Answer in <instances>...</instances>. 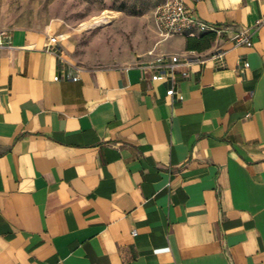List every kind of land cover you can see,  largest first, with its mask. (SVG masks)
<instances>
[{
    "label": "crops",
    "instance_id": "0c3cea01",
    "mask_svg": "<svg viewBox=\"0 0 264 264\" xmlns=\"http://www.w3.org/2000/svg\"><path fill=\"white\" fill-rule=\"evenodd\" d=\"M184 2L224 32L118 66L0 24V264H264V0ZM162 55L183 101L152 78Z\"/></svg>",
    "mask_w": 264,
    "mask_h": 264
},
{
    "label": "rangeland",
    "instance_id": "374dc122",
    "mask_svg": "<svg viewBox=\"0 0 264 264\" xmlns=\"http://www.w3.org/2000/svg\"><path fill=\"white\" fill-rule=\"evenodd\" d=\"M109 11L119 21L77 31ZM155 8L151 0H0V24L7 28L49 30L75 41L74 55L85 67L118 66L141 60L156 47Z\"/></svg>",
    "mask_w": 264,
    "mask_h": 264
},
{
    "label": "built area",
    "instance_id": "2783aa9c",
    "mask_svg": "<svg viewBox=\"0 0 264 264\" xmlns=\"http://www.w3.org/2000/svg\"><path fill=\"white\" fill-rule=\"evenodd\" d=\"M155 20L158 29V35L160 41H166L177 35H185L189 37H196L198 35L204 34L208 31L221 34L224 32L221 29H216L210 27L204 22H202L195 14L187 8L184 0H166L164 3L159 5L155 12ZM10 36L7 32H2L0 37V47L7 46ZM51 44L56 45L59 42L58 37H51ZM234 46L239 47L242 45L251 46L252 38L249 32L241 31L235 35L233 38ZM225 56L226 51L218 50L213 53L209 59L217 61L221 68L225 66ZM208 59H198L199 63H204ZM193 60H187L183 62V65L189 66ZM180 63V58L178 56H160L154 61H152L149 66L157 71L153 75V80H163L167 79L171 81L172 86L167 91V95L173 99L183 101L184 96L181 91L177 88L176 74L175 70L177 65ZM244 67H249L250 63L248 61L243 62ZM183 76H187V72L182 73ZM67 80H78L79 76L72 77L71 74L65 76ZM60 78L57 77L56 80ZM133 235L136 236L137 232L134 231Z\"/></svg>",
    "mask_w": 264,
    "mask_h": 264
},
{
    "label": "bare ground",
    "instance_id": "6f19581e",
    "mask_svg": "<svg viewBox=\"0 0 264 264\" xmlns=\"http://www.w3.org/2000/svg\"><path fill=\"white\" fill-rule=\"evenodd\" d=\"M119 21V15L113 12L106 11L99 16H94L86 22L82 23L77 31L91 30L98 27H105L107 25L116 23Z\"/></svg>",
    "mask_w": 264,
    "mask_h": 264
}]
</instances>
